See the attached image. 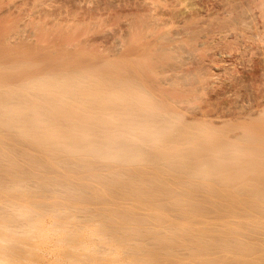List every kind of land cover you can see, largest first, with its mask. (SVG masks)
Wrapping results in <instances>:
<instances>
[{
    "label": "bare ground",
    "instance_id": "1",
    "mask_svg": "<svg viewBox=\"0 0 264 264\" xmlns=\"http://www.w3.org/2000/svg\"><path fill=\"white\" fill-rule=\"evenodd\" d=\"M0 264H264V0H0Z\"/></svg>",
    "mask_w": 264,
    "mask_h": 264
},
{
    "label": "rangeland",
    "instance_id": "2",
    "mask_svg": "<svg viewBox=\"0 0 264 264\" xmlns=\"http://www.w3.org/2000/svg\"><path fill=\"white\" fill-rule=\"evenodd\" d=\"M44 259H45V258H44ZM46 259H47V257H46ZM46 259H45V260H46ZM51 261H52V260H51Z\"/></svg>",
    "mask_w": 264,
    "mask_h": 264
}]
</instances>
